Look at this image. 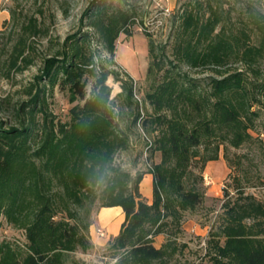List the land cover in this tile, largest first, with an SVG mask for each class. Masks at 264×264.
Masks as SVG:
<instances>
[{"label":"trees","instance_id":"1","mask_svg":"<svg viewBox=\"0 0 264 264\" xmlns=\"http://www.w3.org/2000/svg\"><path fill=\"white\" fill-rule=\"evenodd\" d=\"M224 3L185 1L175 13L180 21L173 53L194 68H225L231 58H237L256 74L264 57V15L254 19L262 34L260 44L254 46L246 31L230 35L223 27L217 30L225 20ZM127 6L111 13L101 7L91 17L90 26L112 55L120 34L132 35L129 27L137 12ZM89 38L88 33L72 35L67 39L70 52L45 63L49 82L68 90L72 102H84L71 109L69 121H55L43 110L40 124L24 119L18 126H8L0 120V218L25 229L28 241L23 256L11 245H2L0 264H67L69 253L89 250L92 222L84 209L97 198L103 200L102 207H122L125 213L113 243L119 253L116 264L164 262L176 249L170 250L169 243L157 248L155 237L170 235L172 224L203 202L200 191L188 184L193 163L217 160L225 143L235 148L254 143L264 151V139L251 134L261 116L254 107L264 110V93H253L244 70L212 78L205 90L179 71L166 70L159 79L157 74L154 92L146 95L152 112L139 111L134 121L140 122L146 137L156 133L154 140L148 139L147 149L151 155L161 153V162L149 170L154 178L149 203L140 192L143 175L133 179L114 166L115 154L128 148L129 138L117 130L107 80L113 76L122 82L129 104L133 85L105 67L96 72V56L86 48ZM149 52L153 58L149 72L154 67L162 72L164 61L156 56L153 41ZM87 74L96 76L89 98ZM40 96L30 107L40 102L45 106ZM235 181L238 196L233 199L226 193L207 254L212 264H264V202L246 194L239 178Z\"/></svg>","mask_w":264,"mask_h":264},{"label":"rangeland","instance_id":"2","mask_svg":"<svg viewBox=\"0 0 264 264\" xmlns=\"http://www.w3.org/2000/svg\"><path fill=\"white\" fill-rule=\"evenodd\" d=\"M185 1L127 0L125 4L123 0H100L93 7L95 0H0V120L8 126H18L24 119L40 124L43 110L55 121H69L71 109L84 102H72L68 90L49 82L44 76L45 63L49 58L70 52L72 45L67 42L69 37L79 32L88 33L90 41H87L86 48L96 56V72L105 67L117 73L121 81L133 85V103L129 104L122 82H117L113 76L107 80L117 130L129 138L128 148L115 154L114 166L128 172L133 179L139 174L144 177L161 162V153L151 155L147 149L148 139L154 140L156 133H149V138L146 137L140 122L134 121L137 112L140 111L142 115L152 112L146 95L154 92L157 74L162 75L166 70L172 73L179 71L205 90L212 78L244 70L251 79L253 93H264V57L258 64L256 74L237 58H231L227 67L217 69L211 66L194 68L176 58L173 52L180 20L175 13ZM224 1L225 20L217 30L223 27L230 35L246 31L251 44L258 46L262 34L256 30L254 19L257 16L261 19L264 15V0ZM127 3L137 12L135 21L129 27L132 35L121 33L112 55L106 50L97 31L90 26L91 17L95 16L98 8L103 7L104 11L111 13L127 8ZM167 8L171 9L170 15L164 13ZM149 41H153L158 59L164 61L162 72H158L156 67L153 73L149 72L153 59L149 52ZM85 78L89 98L96 76L87 74ZM38 95L45 101V106L42 107L40 102L30 107ZM254 110H259L261 116L257 120V129L251 134L264 139V110L257 105ZM235 177L241 180L246 194L264 202V151L261 147L247 143L235 148L225 143L221 145L217 160L204 165L202 162L193 163L188 184L195 185L203 195V202L195 211L185 212L179 223H173L167 231L170 235L164 233L155 237L154 245L157 248L169 243V249H176L172 256L156 264H212L207 254L210 233L219 225L223 204L228 199L226 193L233 199L238 196L239 184ZM100 191L97 189L98 194ZM140 192L146 199L141 186ZM102 203L103 200L97 198L94 203L86 204L84 210L90 212L92 222L87 237L92 247L87 251L79 248L69 253L67 264H116L119 253L113 243L123 224L121 226L116 222L112 230L103 226L99 215L108 207H102ZM62 216L58 215L59 218ZM27 243L25 229L14 226L1 216L0 247L9 244L23 256Z\"/></svg>","mask_w":264,"mask_h":264},{"label":"crops","instance_id":"3","mask_svg":"<svg viewBox=\"0 0 264 264\" xmlns=\"http://www.w3.org/2000/svg\"><path fill=\"white\" fill-rule=\"evenodd\" d=\"M153 182V175L147 173L140 184L143 195L148 202H151L153 199ZM99 220L106 228L112 227L116 222L122 226L125 221V213L122 207L105 208L104 211L100 213ZM118 233L119 231L115 235Z\"/></svg>","mask_w":264,"mask_h":264},{"label":"built area","instance_id":"4","mask_svg":"<svg viewBox=\"0 0 264 264\" xmlns=\"http://www.w3.org/2000/svg\"><path fill=\"white\" fill-rule=\"evenodd\" d=\"M164 13L167 14V15H170L171 14V9H168V8L167 9H164Z\"/></svg>","mask_w":264,"mask_h":264},{"label":"bare ground","instance_id":"5","mask_svg":"<svg viewBox=\"0 0 264 264\" xmlns=\"http://www.w3.org/2000/svg\"><path fill=\"white\" fill-rule=\"evenodd\" d=\"M102 211H104V210H102ZM108 230H112V229H111V227H110V228H108Z\"/></svg>","mask_w":264,"mask_h":264}]
</instances>
